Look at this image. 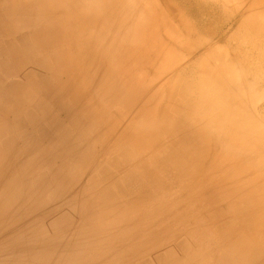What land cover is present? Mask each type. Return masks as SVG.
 <instances>
[{"label": "bare ground", "instance_id": "6f19581e", "mask_svg": "<svg viewBox=\"0 0 264 264\" xmlns=\"http://www.w3.org/2000/svg\"><path fill=\"white\" fill-rule=\"evenodd\" d=\"M192 1L215 11L217 25H197L165 0H0V42L14 36L23 54L41 56L44 83L137 189L118 188L130 200L123 212L103 193L91 203L98 215L71 244L90 240L93 264L120 238L133 257L165 255L159 264H208L218 249L231 264H264V21L234 0ZM2 127L1 234L15 229L30 192L19 171L30 150Z\"/></svg>", "mask_w": 264, "mask_h": 264}, {"label": "rangeland", "instance_id": "374dc122", "mask_svg": "<svg viewBox=\"0 0 264 264\" xmlns=\"http://www.w3.org/2000/svg\"><path fill=\"white\" fill-rule=\"evenodd\" d=\"M165 1L174 5L186 18L197 25H217L215 11L202 9L200 12L199 7L192 0ZM242 1L244 0H234L232 6L249 9L253 7L251 11L257 20L264 21V0H246L243 3ZM240 3L247 5L243 7ZM223 12L220 7V30L225 25ZM0 47L7 49L6 52H0V125L3 126L5 136L12 143L26 146L30 150L19 169L22 172V181L26 182L30 190L29 196L21 206L15 229L12 231L11 228H7L2 234L0 233V247L8 246L0 264H30L29 260L38 258H43L45 264H93L94 259L98 257V252L89 251L91 249L89 245L93 243L88 240L83 245L75 246L71 242H77L72 238L79 233L86 235L84 225L91 219L89 214L98 215L95 212L97 207L91 203H94L99 194H105L104 197L108 200L119 201V205L117 204L119 209L113 210L123 212V206L130 200L125 196L120 198L118 188L122 192L126 189L130 190L128 192H133V195L137 190L129 183L130 176L125 173L128 166L122 164V159L116 157L110 159L112 155L102 151L100 147H94L95 140L91 138L94 131L88 128L90 127L88 121L85 125L88 126L90 133L85 134L77 128L74 122L76 117L68 106L69 100L62 99L51 86L48 88L44 83L47 79L49 81L50 77L42 71L45 69L41 67L40 55L23 54L22 45L14 36L0 42ZM15 62H21L22 66L13 68ZM114 162L121 167L115 166ZM107 171L112 174L106 173ZM186 238L183 236L182 242H186ZM115 241L117 244L113 248L112 255L109 253L107 262L100 259L101 264L117 263L122 257L124 260L121 264H159L160 260H163L161 258L166 257L165 255L159 257L156 254L149 256L137 254L133 257L134 253L131 250L124 252L118 248L123 246L136 249L130 245L131 240L120 238ZM213 241L217 242V238ZM218 251L219 249L211 253L208 264H223L225 259H227L226 264H231L228 258L220 257ZM104 252L108 253V251ZM122 252L126 256L121 254Z\"/></svg>", "mask_w": 264, "mask_h": 264}]
</instances>
